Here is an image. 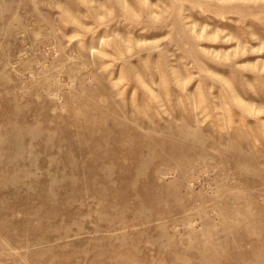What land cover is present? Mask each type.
Returning a JSON list of instances; mask_svg holds the SVG:
<instances>
[{
    "label": "rangeland",
    "instance_id": "1",
    "mask_svg": "<svg viewBox=\"0 0 264 264\" xmlns=\"http://www.w3.org/2000/svg\"><path fill=\"white\" fill-rule=\"evenodd\" d=\"M0 264H264V0H0Z\"/></svg>",
    "mask_w": 264,
    "mask_h": 264
}]
</instances>
